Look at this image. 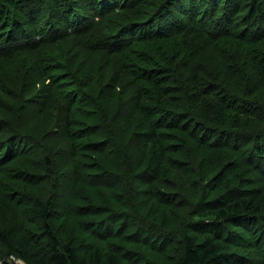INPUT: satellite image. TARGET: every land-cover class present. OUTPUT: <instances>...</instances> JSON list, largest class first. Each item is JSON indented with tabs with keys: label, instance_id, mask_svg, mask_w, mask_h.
<instances>
[{
	"label": "trees",
	"instance_id": "16d2710c",
	"mask_svg": "<svg viewBox=\"0 0 264 264\" xmlns=\"http://www.w3.org/2000/svg\"><path fill=\"white\" fill-rule=\"evenodd\" d=\"M175 253L264 264V0H0V257Z\"/></svg>",
	"mask_w": 264,
	"mask_h": 264
},
{
	"label": "rangeland",
	"instance_id": "374dc122",
	"mask_svg": "<svg viewBox=\"0 0 264 264\" xmlns=\"http://www.w3.org/2000/svg\"><path fill=\"white\" fill-rule=\"evenodd\" d=\"M60 222L63 224V221H60ZM56 225L58 226V222L56 223ZM65 229H66V225H65V228H61V233H63ZM67 237H68V230H66V236H65V238L67 239ZM80 243H82V242L80 241ZM76 245H78V242H76ZM228 248H231L230 245H229ZM236 250H239V251H241L243 253H246V254H249L251 252V249H236ZM77 251L79 252V254H82L83 251H84V246L81 247V248H80V246H79V248L77 247ZM239 251H236V252L237 253H241ZM175 256H177L176 253L171 258L170 257H167V256L165 258L163 257L162 260H161L162 262L161 261H158L157 262L155 260V258L156 259H158V258L155 257L154 254H152L150 258L153 260V262H155L157 264H169V263H172V260H173V258H175ZM133 258H134V256H133ZM5 263H8V264H25V263L21 262L20 260H18V258L13 257L11 255L9 257H0V264H5Z\"/></svg>",
	"mask_w": 264,
	"mask_h": 264
},
{
	"label": "built area",
	"instance_id": "2783aa9c",
	"mask_svg": "<svg viewBox=\"0 0 264 264\" xmlns=\"http://www.w3.org/2000/svg\"><path fill=\"white\" fill-rule=\"evenodd\" d=\"M14 257V256H13ZM18 260H20V259H18ZM21 261V260H20ZM22 262V261H21Z\"/></svg>",
	"mask_w": 264,
	"mask_h": 264
}]
</instances>
